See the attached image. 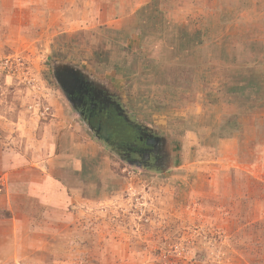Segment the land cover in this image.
<instances>
[{"label":"rangeland","instance_id":"obj_1","mask_svg":"<svg viewBox=\"0 0 264 264\" xmlns=\"http://www.w3.org/2000/svg\"><path fill=\"white\" fill-rule=\"evenodd\" d=\"M147 2L0 0V264H264V0ZM164 29L173 60L147 43ZM63 68L165 165L98 140Z\"/></svg>","mask_w":264,"mask_h":264},{"label":"flooded vegetation","instance_id":"obj_2","mask_svg":"<svg viewBox=\"0 0 264 264\" xmlns=\"http://www.w3.org/2000/svg\"><path fill=\"white\" fill-rule=\"evenodd\" d=\"M75 109L105 146L125 161L141 167H162L169 160L165 143L142 126L108 91L78 75L68 86Z\"/></svg>","mask_w":264,"mask_h":264},{"label":"crops","instance_id":"obj_3","mask_svg":"<svg viewBox=\"0 0 264 264\" xmlns=\"http://www.w3.org/2000/svg\"><path fill=\"white\" fill-rule=\"evenodd\" d=\"M145 2H147L146 4L149 6L152 4L151 0H144V3ZM119 10H120V7H119ZM142 21L144 22V25H146L147 27L150 26L149 25L150 24L149 19L143 18ZM138 31H139V29H138ZM165 33H166L165 29L162 31V33L159 36L154 35L153 33L148 34V32H147L146 39L149 40L147 43H148V45L153 46L154 48L156 47V45L159 46V51L157 52V57L160 56L161 60H173V59L178 57V53H179V51L181 52V50H180V47H177L179 45V44H177L178 42L176 41L175 42L176 45H174L173 44V41H175L174 38L170 39V37L164 36ZM180 35L181 34L178 35V38L181 39ZM129 69H127V70H129L128 72L125 71V75L130 76L132 74H138L139 73V71L137 73L136 70H134L133 68H129Z\"/></svg>","mask_w":264,"mask_h":264},{"label":"water","instance_id":"obj_4","mask_svg":"<svg viewBox=\"0 0 264 264\" xmlns=\"http://www.w3.org/2000/svg\"><path fill=\"white\" fill-rule=\"evenodd\" d=\"M79 74L77 73V71H73L70 69H59V71L56 73V80L58 82V84L60 85V87L62 88L64 94L66 95L67 99L73 103L74 105L76 104L74 100H72V98H70L69 96V90H68V86L71 84V82H73L75 80V78L78 76Z\"/></svg>","mask_w":264,"mask_h":264}]
</instances>
